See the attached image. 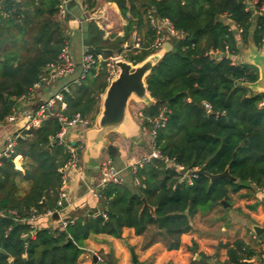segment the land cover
Masks as SVG:
<instances>
[{
	"label": "trees",
	"instance_id": "trees-1",
	"mask_svg": "<svg viewBox=\"0 0 264 264\" xmlns=\"http://www.w3.org/2000/svg\"><path fill=\"white\" fill-rule=\"evenodd\" d=\"M108 1L116 3L127 24L123 37L109 40L89 21L88 45L95 54L107 57L121 52L130 33L143 28L140 47L131 48L125 60L136 64L154 53L149 48L155 32L145 17L148 9L160 19L168 18L183 33L173 43L168 39L171 51L159 59L145 80L154 101L139 109L138 119L148 127L150 119L164 112L166 120L155 137L163 158H152L138 167L131 184L108 183L99 190L105 217L90 213L68 220L65 226L36 228L25 218L33 209L44 213L56 208L63 188L58 169L69 154L56 140L61 128L56 116L42 119L38 127L19 130L11 156L0 157V212L4 213L0 216V264H80L79 255L92 234L121 237L125 227L136 235L149 232L145 247L160 241L168 250L178 249L180 236L191 230L190 219L196 213L219 205L221 199L229 202L231 193L244 188H264V105L260 106L264 93H252L238 84L256 81L258 70L234 61L237 36L245 43L250 34L256 46L263 43L264 10L260 8L264 0H251L255 1L253 10L247 8L246 0ZM95 2L89 0V6ZM59 3L0 1V121L12 112L7 99L27 94L48 74L47 67L58 61L67 43ZM209 51L226 52L229 57H211ZM108 75L106 62H100L79 84H69L68 91H61L65 103L61 114L67 119L79 114L93 123ZM192 88H197L193 96L201 105L189 99L187 92ZM204 102L210 104L209 112ZM134 114L138 116V111ZM17 155L22 157V170L13 163ZM179 167H204L211 174L227 168L235 181L226 177L210 181L205 175H196L188 183ZM142 198L154 215L143 206ZM205 205L208 209L201 210ZM163 216V227L158 230L156 217ZM222 246L228 255L223 264H251L245 256L252 252L241 240ZM196 262L200 260L190 264Z\"/></svg>",
	"mask_w": 264,
	"mask_h": 264
},
{
	"label": "crops",
	"instance_id": "crops-1",
	"mask_svg": "<svg viewBox=\"0 0 264 264\" xmlns=\"http://www.w3.org/2000/svg\"><path fill=\"white\" fill-rule=\"evenodd\" d=\"M64 1L68 14L65 18H62L63 23H65V19L68 20L71 16L70 7L72 5L76 4L80 7L77 0ZM96 6L101 11L100 18L88 20V22L92 21L102 30L103 39L113 40L123 37L127 19H122V14L116 3L108 0H96ZM62 29L65 33L63 26ZM133 31L140 39H143L145 28ZM133 31L129 35L128 42H132L134 38ZM251 38L249 34L246 42L243 43L237 36L239 49L234 57L235 62H242L245 58L253 59L260 54H264V42L260 47H257L255 52L249 48L248 44ZM46 70L48 74L45 75V80L42 81L39 88H31V94L26 101L12 98L16 99V104L12 107L11 112L14 120L4 121L0 125V152L4 150L8 140L14 137L19 130L29 129L26 128L27 122L23 116L24 111L35 110L40 103L53 96L51 88L62 76L57 75L49 67ZM57 105L59 106V103ZM63 108H65V103ZM129 111L135 123L139 125L138 118L132 113L130 103ZM139 115L140 112H138ZM96 128V122H94L88 128L72 127L68 131L67 140L70 143L71 141L76 144L81 143L83 148L79 153L76 167L71 168L67 174L68 178L64 189L66 196L59 211L60 220L53 221L49 216L41 215L32 223L34 227H54L62 221L69 220L72 222L76 218L90 213L94 215L101 214V202L96 190L101 179L100 165L102 161L110 158L114 163V159L119 155L132 172L131 166L146 155L142 150L146 145V139L145 135L141 133L140 125L139 129L132 131L121 129L117 132H110L105 136L107 143L117 148L115 158L109 155L106 146L88 147L91 137V133L88 131ZM16 158H18L17 161ZM15 159L13 161L15 168L22 170L21 155H17ZM22 187L26 189V183H23ZM190 225L191 230L180 236L178 249L171 250H168L160 241L145 247L144 245L149 239L150 233L136 235L132 228L125 227L121 237L92 234L86 239L78 261L80 264H101L96 261V255H99L103 258L105 264H190L192 260H200L195 264H202V262L206 264H223L227 261L228 255L227 248L222 245L232 244L236 240H241L254 254L257 250V243H264V188H244L236 193H231L226 207L219 203V205H214L205 212H198L190 219ZM255 226L260 228L259 235L252 232ZM253 233L257 240L253 239ZM252 254L245 256L251 264H253L250 258Z\"/></svg>",
	"mask_w": 264,
	"mask_h": 264
},
{
	"label": "built area",
	"instance_id": "built-area-1",
	"mask_svg": "<svg viewBox=\"0 0 264 264\" xmlns=\"http://www.w3.org/2000/svg\"><path fill=\"white\" fill-rule=\"evenodd\" d=\"M77 2L79 3L82 13L84 14L87 20H92V19L96 20L100 18L101 11L98 8V6H96V2L91 7L89 6V0H77ZM246 3H247V8L253 10L255 6V1L246 0ZM58 10H59V15L61 18H65L67 16L68 11H67L64 0H60V3L58 5ZM263 10H264V6L260 8V11H263ZM145 17H146L147 22L149 23V25L152 27V29L155 32L154 39L149 46V48L153 52H156L159 49H161L164 43L167 42L169 38H172V37L178 38L183 35L181 31L176 30L172 26L168 18H163V19L158 18L157 16H155L154 12L151 9H148L146 11ZM239 32H241L240 29H239ZM133 34H134V38L132 42L125 41L122 44V51L119 53H114L111 56L104 57L102 54H95L94 52L90 53V52L84 51L83 57H82L81 74L78 78L74 79L72 83L79 84L80 81L90 72V70L100 62H106V66H107L108 74H109L108 75V81H109L110 78L114 76L118 71L117 67L115 66V62L118 60H122V59L125 60L126 54L127 52L131 50V48L140 47L141 39L137 36L135 31H133ZM207 54L210 55L211 57H216V55L220 53L209 51ZM48 67L49 69L53 70L59 76H64V75L74 72V65L67 53V43L64 49L59 54L58 61L55 64H51ZM45 77H46L45 75H42L40 77V80L33 85L32 89L34 87L39 88L41 86L42 81L45 80ZM68 85H65L64 87L61 88L59 92L53 94L52 97L40 103L35 110H26L23 113V116L25 117L26 122H27L26 128L38 127L42 119L48 116H51V115L56 116L61 123L60 131L57 134L58 142L65 146V149L67 150L69 154V158L58 169L59 172L61 173V185L63 188L58 193V200L56 202V208L48 209L44 213H40L36 211L35 209H33L29 217L25 218V220L30 222L31 225H33L32 223L41 215L49 216L54 211H57L59 213L60 208L62 206V201L66 196L64 189L67 183L68 171L71 168L76 167L77 162L79 160V153L83 148V145L81 143L71 144L67 140V133L72 127L76 125H80L82 128H88L91 126V122L89 121V119L84 118L80 116L79 114L74 115L72 119H67L61 114L60 110L63 109L64 107L61 91H68ZM30 94H31V90L27 94H23L19 96L17 100L26 101L29 98ZM57 103H59V106L57 105ZM203 105H204L205 110L209 112L211 109L210 104L207 102H204ZM263 105H264V101L260 103V106H263ZM57 107L59 108V110L57 109ZM13 120H14V116L9 114L2 121H0V125L4 121L10 122ZM165 120H166V117L164 115V112L161 111L158 114V116L148 121L150 124L149 127L139 123L141 133L150 138V141H151L150 144H151L152 150L150 151L149 154H146L145 156H143L141 159L136 161L131 166L132 172H135L138 167L143 166V164H145L148 160L152 158H163L161 156L160 151L156 148L155 137H156L158 127L163 125ZM15 138L16 136L8 140L6 147L4 148L3 151L0 152V157L1 156L10 157L11 156V154L13 153ZM15 157L13 158V161ZM163 160L166 161V158H164ZM112 164H113L112 160L108 158V159L103 160L100 165L101 179H100L98 188L96 190V194L98 197H100L99 190L101 188H104L108 183H122L123 182L121 178L117 177ZM181 168L182 167H179V169ZM190 178L187 179L188 183H190ZM134 181L135 183H138L137 179H135ZM9 213L14 215L15 220L19 219L18 215L14 211H10ZM0 216H4V213L0 212ZM101 216L105 217V214L101 213ZM61 224L65 226L67 224V221H62ZM252 237L253 239L257 240L254 233ZM250 258L253 264H264V243L262 242L257 243V250L254 252V254H252ZM96 261L98 263L105 264V261L99 255H96Z\"/></svg>",
	"mask_w": 264,
	"mask_h": 264
},
{
	"label": "water",
	"instance_id": "water-1",
	"mask_svg": "<svg viewBox=\"0 0 264 264\" xmlns=\"http://www.w3.org/2000/svg\"><path fill=\"white\" fill-rule=\"evenodd\" d=\"M228 25L231 26V23L229 22ZM82 45L84 51L90 53L94 52V49L88 45L87 32L82 33ZM248 46L253 50V52H255L258 47L255 45L252 38L249 39ZM171 49L172 46L167 41L164 43L161 49L149 54L145 59H143L139 63L132 64L131 62L123 59L115 62V66L117 67L118 71L114 76L110 78L107 87L105 88L104 92L100 95L101 105L99 113L96 117L97 128L88 131L91 133V137L89 139L90 144L88 146L89 148L103 145L106 146L107 152L110 156L114 158L116 157L117 148L112 144H108L105 140V136L110 132H117L121 129H128V131L139 129V125L135 123L130 114L129 103L133 100L134 102H140L144 105H149L154 101L150 97L145 80L153 66L166 52L171 51ZM216 57H229V55L223 52L217 54ZM240 63L254 65L258 70V79L251 83L238 84L245 86L246 88L251 90L252 93H264V54H260L253 59L245 58ZM196 89L197 88L189 89L187 93L191 101L197 103L198 105H201L200 101H198L193 96V93ZM7 101L11 108L16 104V99L8 98ZM56 140H58V138ZM71 144H74V141H71ZM179 173L183 176V180H187L188 178L194 177L196 175H205L209 178L210 181L221 177H226L230 180L235 181V178L229 174L227 168L221 173L211 174L205 171L204 167L192 170L182 167ZM142 201L143 206L148 207L150 213L154 215L153 208L146 203L144 198H142ZM219 203L224 205L225 207L227 206V202L224 199H221ZM98 216L101 217V214H98ZM49 218L53 221H58L60 220V215L57 211H54L51 215H49ZM164 218L165 216L156 217L158 230L162 229ZM253 232L256 235H259L260 228L255 226L253 228ZM67 240L69 242L72 241L70 237H68Z\"/></svg>",
	"mask_w": 264,
	"mask_h": 264
},
{
	"label": "rangeland",
	"instance_id": "rangeland-1",
	"mask_svg": "<svg viewBox=\"0 0 264 264\" xmlns=\"http://www.w3.org/2000/svg\"><path fill=\"white\" fill-rule=\"evenodd\" d=\"M71 16L65 19V23L61 21L62 26L65 29V33L67 35V53L74 65V72L64 75L58 78L57 83L51 88L53 94L60 90L64 85L71 83L74 79L78 78L82 71V57H83V45H82V33L87 31L88 20L82 13L81 8L74 4L70 7ZM122 19L126 20L123 15H121ZM175 38H171L170 41L173 43ZM124 60V59H123ZM127 61V60H126ZM52 94V95H53ZM99 105H101V100ZM143 103L130 101V107L132 113H136V111L140 112L139 109L143 107ZM136 118H139L135 114ZM141 124V120L137 119ZM96 122V119L95 121ZM93 122V123H94ZM91 123V125L93 124ZM75 127H81L80 125H76ZM111 137V136H110ZM146 139V145L142 149L146 154H148L151 150V141L148 136H144ZM115 162L112 164L113 169L116 172L117 177L121 178L124 182L131 184L133 182V174L131 169L126 166L125 161L118 155L115 159ZM238 203V201L236 200ZM208 209L207 205L201 207V210ZM153 229V228H152ZM151 229V230H152Z\"/></svg>",
	"mask_w": 264,
	"mask_h": 264
},
{
	"label": "bare ground",
	"instance_id": "bare-ground-1",
	"mask_svg": "<svg viewBox=\"0 0 264 264\" xmlns=\"http://www.w3.org/2000/svg\"><path fill=\"white\" fill-rule=\"evenodd\" d=\"M16 161L18 160V159H15Z\"/></svg>",
	"mask_w": 264,
	"mask_h": 264
}]
</instances>
